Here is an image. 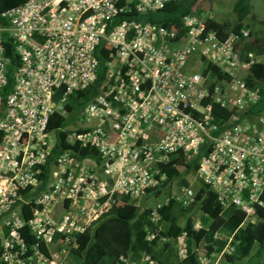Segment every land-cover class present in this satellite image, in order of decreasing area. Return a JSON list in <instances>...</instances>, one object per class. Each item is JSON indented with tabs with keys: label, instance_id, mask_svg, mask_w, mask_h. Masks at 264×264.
<instances>
[{
	"label": "built area",
	"instance_id": "built-area-1",
	"mask_svg": "<svg viewBox=\"0 0 264 264\" xmlns=\"http://www.w3.org/2000/svg\"><path fill=\"white\" fill-rule=\"evenodd\" d=\"M167 1L26 0L4 12L0 264H68L77 237L92 230L120 197L141 207L157 190L162 194L169 183L161 187L163 166L179 151L188 162L203 149L194 171L197 179L215 193L223 209L241 210L245 223L256 220V207H264V113L250 111L260 99L259 87L245 80L257 58L252 52L243 58L236 49L250 29L219 34L209 27V20L216 19L212 9L185 14L179 26L135 18L114 21L131 8L144 14ZM6 40L18 57L11 73ZM101 42L110 49L106 80L62 128L69 144L94 150L96 156L79 158L72 148L61 150L38 189L55 141L49 119L54 113L67 118L68 97L95 81L94 51ZM200 59L222 76L202 73ZM221 110L227 114L217 118L214 111ZM195 194L190 184H180L176 192L157 196L149 219L156 224L159 209L171 199L189 207ZM24 205L31 209L28 219L21 215ZM25 226L33 239L30 245L21 232ZM201 226L199 219L194 221L195 229ZM153 235L148 232L147 239ZM213 237L225 245L200 253V264H225L224 254L233 250L231 236L216 232ZM174 246L177 258H185V231ZM115 264L160 263L142 252L137 259L120 256Z\"/></svg>",
	"mask_w": 264,
	"mask_h": 264
},
{
	"label": "trees",
	"instance_id": "trees-1",
	"mask_svg": "<svg viewBox=\"0 0 264 264\" xmlns=\"http://www.w3.org/2000/svg\"><path fill=\"white\" fill-rule=\"evenodd\" d=\"M26 0H0V25L7 24L4 12L10 7L24 3ZM213 0H169L161 8L148 13H137L133 8L127 12L119 13L114 21L135 18L137 20L151 21L163 25H180L182 17L190 12H200L204 9H212ZM124 0H115L116 5H121ZM252 0H235L233 10L235 20L213 19L209 20V27L223 35L233 30L238 32L242 27L250 29L249 35L241 38L236 43V49L240 51L243 58L248 52H252L257 58L248 70L245 80L248 85L259 87L260 99L254 104L250 111L261 113L264 110V0L262 27L258 30L251 28L245 22L247 15L251 12ZM94 54L98 64L95 81L81 91H77L68 97L65 108L69 116L63 117L54 113L48 123V128L54 133L55 141L40 177L43 179L38 189H41L50 171V165L54 157L65 148H72L79 158L86 155H95L96 152L86 147L71 145L66 140V129H62L74 121L76 113L95 95H97L102 84L106 80L110 49L105 42H101L95 49ZM5 55L9 58V71L11 73L18 62L14 53L12 43L5 42ZM199 69L202 73H208L211 77L220 78L219 70L204 59L199 61ZM5 88V92L10 86ZM57 98V94L54 99ZM217 118L225 117L226 111L220 113L214 111ZM204 154L202 149L190 161L185 162V155L182 152H175L170 155L169 162L163 166L166 180L162 183L164 187L171 180L178 179L180 184L188 185L189 181L185 175L194 173L199 158ZM183 164V170L178 165ZM161 190L152 198H147L141 207L135 206L126 196L120 197L111 209L104 214L95 224L94 228L77 237L78 247L68 256V264H115L120 256H127L137 259L142 252H147L160 264H200L198 255L208 254L212 251H220L225 243L215 239L214 233H222L231 236L230 244L233 246L231 253H225L228 260H243L252 256L264 264V207H256V220L245 223V214L234 207L223 209L216 199V195L206 185L196 190L195 201L189 207H183L174 199L159 209L160 218L155 224L149 219V212L156 197ZM264 202V191L260 195ZM197 206L199 216L193 212ZM60 210V205L56 207ZM30 206L24 205L21 208L23 218L30 217ZM199 219L202 226L194 228V221ZM184 221L181 223V221ZM157 227L160 229L157 230ZM182 231L187 234L188 253L185 258L178 259L175 253L174 239ZM22 234L26 242L33 243L32 236L25 226ZM152 232L153 238L148 240L147 234ZM42 250L46 247L41 244Z\"/></svg>",
	"mask_w": 264,
	"mask_h": 264
},
{
	"label": "rangeland",
	"instance_id": "rangeland-1",
	"mask_svg": "<svg viewBox=\"0 0 264 264\" xmlns=\"http://www.w3.org/2000/svg\"><path fill=\"white\" fill-rule=\"evenodd\" d=\"M235 0H213L212 10L215 14L216 19H228L231 21L235 20V13L233 10V3ZM263 0H252L251 12L247 15L245 22L249 23L251 28L258 30L262 27L263 18ZM264 113V110H263ZM51 138H54V134H51ZM186 179L189 181L191 187L196 191L200 186L201 182L197 179L194 173H188L185 175ZM180 183L178 179L171 180L167 187L162 190V194L158 195L161 198L165 194H171L177 191ZM193 212L199 216L198 207L193 208ZM184 221L182 220L181 223ZM225 264H259L260 260L252 258V256L245 258L243 260H228L224 257Z\"/></svg>",
	"mask_w": 264,
	"mask_h": 264
}]
</instances>
